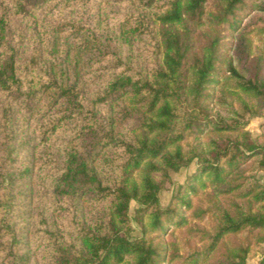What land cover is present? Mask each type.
Listing matches in <instances>:
<instances>
[{"label": "trees", "instance_id": "trees-1", "mask_svg": "<svg viewBox=\"0 0 264 264\" xmlns=\"http://www.w3.org/2000/svg\"><path fill=\"white\" fill-rule=\"evenodd\" d=\"M46 1H1L0 48L7 17L44 25L36 5ZM100 1L124 12L91 27L68 19L58 40L50 18L27 60L0 55V264L173 262L177 250L165 238L207 214L212 232L201 231L208 241L185 264L199 255L206 262L235 235L243 241L216 264H246L254 248L264 264V139L246 129L259 119L264 131V0H213L210 12L209 0ZM207 21L213 36L201 31ZM135 47L144 59L136 61ZM99 60L105 75L87 87L81 71ZM31 120L33 137L13 127ZM193 163L161 206L170 173ZM202 196L210 199L204 207L192 200Z\"/></svg>", "mask_w": 264, "mask_h": 264}, {"label": "rangeland", "instance_id": "rangeland-1", "mask_svg": "<svg viewBox=\"0 0 264 264\" xmlns=\"http://www.w3.org/2000/svg\"><path fill=\"white\" fill-rule=\"evenodd\" d=\"M3 0H0V2ZM55 4V0H47L43 6H39V4L36 5V12L40 13V15L46 16L47 20L44 22V25H41L39 23L38 27V22L36 28H34L33 23L31 22L30 17H21L18 15L13 14L12 16L7 17V25H6V40L4 41V48H0V55L2 54L3 51H9L12 50L15 53V59L18 62H21L23 60H27L30 51L32 47H37L40 43L39 37H36L35 32L43 30L45 24L49 19H54L53 24L57 26L55 30L51 29L49 32L51 33L52 31L55 33V36L58 39H62L64 37V34L68 33V27L65 25V23H68V19L73 20L74 18H77V20H81L82 22H85L86 24L90 25L96 24L97 20H102L105 19V22H113L115 20V13L116 12H124V7H121L120 5L114 4V3H104L103 1L100 0H90L87 4L85 5H79L76 8H67L64 11L59 10V5H53ZM49 5H53V8L51 11H48L47 7ZM213 5L214 1L209 0L206 4V11L210 12L213 10ZM2 6V2L0 4V7ZM38 19H41V16L38 14H35ZM50 19V20H51ZM67 19V20H65ZM89 21V22H88ZM247 18L243 20V22H246ZM201 31H204L206 34H210L213 36L217 28H211L208 25V21L206 22V25L203 27ZM255 35V34H254ZM66 36V35H65ZM196 37H194L195 39ZM249 39L251 40L252 46L253 47H258L260 43L257 41V38L250 34ZM198 43V40L195 42V44ZM109 48L111 50L114 49L113 44H109ZM135 53L137 54L136 61L144 59V52H140L137 47L134 48ZM138 51H139V56H138ZM123 55H125V51H123ZM88 57V56H87ZM100 60L102 58H99ZM96 61L95 63L91 62L88 63L85 68L81 71L83 72L84 75L81 77L82 81L87 84V87L93 86L99 81L102 80L104 77L103 75V64L101 61ZM80 66L81 63H79ZM101 67V68H100ZM106 66L104 65V68ZM81 69V68H80ZM243 99L249 103L252 101L248 99L246 96L242 95ZM231 99V98H230ZM228 99L229 103H231V106L234 108H237V103L234 100ZM5 103V100L3 99L2 96H0V115H1V108L2 105ZM215 109H217L222 115H226L228 113L229 107L225 105H219L216 106ZM1 120V117H0ZM262 123V120L259 119H252L249 124L247 125L246 129L250 132L252 136L255 135H262L261 139H264V131L263 129L259 128V124ZM126 125V122L123 123ZM17 125H24L28 127V132L26 133L27 135H31L33 137V132L32 130L35 127V122L33 120L30 121V123H14L13 127H16ZM16 127L17 132L21 130V127ZM24 130V128H23ZM4 132L2 131L1 123H0V140L3 138ZM61 140V139H60ZM52 149L56 150L57 148V139L52 140ZM1 152V150H0ZM21 152V151H20ZM195 169L194 163L191 164L189 167L181 169L177 172L170 173V184L163 189L159 193V202L161 206H165L169 198L171 197L172 192L174 191L176 185L183 183L185 180L186 176L192 173ZM36 171V169H35ZM156 179H158V175L155 176ZM262 182H264V179H260ZM192 200L198 201L199 205L201 206H206L208 201L210 199H207L206 196L198 197V198H193ZM24 206L30 213H33V205L32 201H24ZM33 207V208H32ZM134 205L131 203V210L133 209ZM214 223L213 216L210 214L205 215L202 219L199 220H190L187 223L186 228L184 229H174V232L172 235H169L168 237L165 238L167 243L174 244L176 250H177V258L173 262H167L164 261V264H185V258L192 253H196L200 250V248L204 245H206L208 241V237L203 235L201 231H207L208 233L212 232V224ZM134 225V224H133ZM135 227V226H134ZM187 228H191L192 230L190 232H187ZM135 229H137L135 227ZM133 234H137V230ZM243 241V238L241 235H235V236H227L224 237L222 240V244L218 248V251L212 253L209 258L206 259V262L203 261L202 255L197 256V262L196 264H216L217 261L222 260L221 256L224 252L225 249L230 248L240 242ZM31 256L33 258L38 257V251L34 250V248L30 252ZM261 255H259L256 252V248H254L252 251H250L245 259L246 264H256L260 259ZM222 263V262H221Z\"/></svg>", "mask_w": 264, "mask_h": 264}]
</instances>
